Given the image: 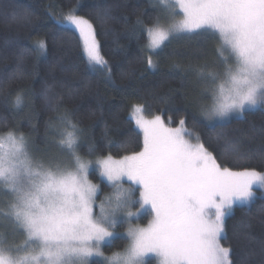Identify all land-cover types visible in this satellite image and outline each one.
Listing matches in <instances>:
<instances>
[{
  "label": "snow or ice",
  "instance_id": "snow-or-ice-1",
  "mask_svg": "<svg viewBox=\"0 0 264 264\" xmlns=\"http://www.w3.org/2000/svg\"><path fill=\"white\" fill-rule=\"evenodd\" d=\"M160 2L167 6L168 0ZM59 15L57 30L63 31L61 25L66 23L79 34L88 64L107 69L93 24L78 15L76 7ZM166 15L169 19L164 26L155 23L146 29L149 66H153L151 53L174 33L191 34L204 29L218 33L217 52L230 87L226 90L221 85L217 95L204 85L203 91H211L213 98L210 106H200L205 120L210 123L213 118L225 120L232 113L243 115L246 105L256 107L258 93L264 99V0H173ZM178 15L182 19L173 22ZM137 24L143 26L141 21ZM199 75H204L202 70ZM215 75L208 73L209 77ZM20 104L18 95L16 106ZM129 119L142 133V148L119 159L111 155L97 158L95 166L112 188L99 204V188L89 178L93 161L80 154L81 137L67 131L59 144L73 157L75 169L47 171L37 189L41 195L22 200V207L13 205V213L29 239L42 244L31 260L41 264L43 257V264H60L65 256H73L78 264H90L92 257H104L101 245L119 235L115 229L123 217L129 224L128 244L122 253L104 257L101 264H151L146 259L149 257L157 264H232L231 249L221 244L227 238L226 220L233 214L234 204L253 200L254 188L264 192V172L222 166L202 143L186 139L184 119L179 121L180 126L168 127L159 115L146 119L139 104L133 105ZM66 123L79 128L70 119ZM7 143L11 148L0 154V176L12 171L18 153L23 150L29 154L22 133L18 137L10 135ZM4 147L5 141L0 140V149ZM134 191L139 193L138 200ZM145 208L151 216L149 224L132 226L136 224L133 218ZM50 242L57 245L55 249ZM0 264L16 262L0 249Z\"/></svg>",
  "mask_w": 264,
  "mask_h": 264
},
{
  "label": "trees",
  "instance_id": "trees-1",
  "mask_svg": "<svg viewBox=\"0 0 264 264\" xmlns=\"http://www.w3.org/2000/svg\"><path fill=\"white\" fill-rule=\"evenodd\" d=\"M72 7L93 24L107 69L88 64L79 34L68 25L57 30L59 13ZM169 8L160 0H0V133H22L37 147L54 149L70 119L79 126L68 130L81 137L85 159L122 158L142 148V133L129 119L139 104L173 128L186 120V135L195 134L222 166L264 172V107L214 124L200 114L212 101L199 73L221 69L213 37H172L151 53L149 66L146 29L163 26ZM92 180L101 191L111 188L95 172ZM233 208L221 240L232 264H264V192ZM127 241L117 237L105 252L122 250Z\"/></svg>",
  "mask_w": 264,
  "mask_h": 264
},
{
  "label": "rangeland",
  "instance_id": "rangeland-1",
  "mask_svg": "<svg viewBox=\"0 0 264 264\" xmlns=\"http://www.w3.org/2000/svg\"><path fill=\"white\" fill-rule=\"evenodd\" d=\"M172 5H173V0H168L167 6L171 7ZM176 7L179 11V6L176 5ZM180 19H182V16L178 15L175 17L173 22L178 23L180 21ZM194 33L197 35L211 36L214 38V40L216 42V45H217L216 56L217 57L214 60L218 59L217 64L221 66V69L214 72L216 74L215 77H209L208 74H204L203 76H200V77H201L202 81L205 83V85H208L210 89L214 90L215 93L217 95H219L221 85H225L227 83V77L223 74L224 62L220 58V56L217 52V48L219 45L218 33H216L214 30H210V29H204V30H200V31H197ZM182 35H190V34H188V33H174L173 35L170 36L169 40L166 41L161 46V48L165 44L171 42L172 37H175V36L180 37ZM157 50H159V49H157ZM225 52L227 54V49H225ZM210 63H212V62H210ZM209 72H207V73H209ZM225 89L227 90V88H225ZM206 93L210 94L209 97L213 103L211 91L206 92ZM260 106L264 107V102L258 104L255 108H253L251 106H246L244 114L248 110L257 109ZM132 112H133V110H132ZM132 112H131V114H132ZM144 115H145L146 119H153L155 117V116L154 117L148 116L145 108H144ZM243 115H240L238 113H232L225 120H221L219 118H213V120L210 123L214 124L217 122H226V121H229V120L234 119V118H240ZM161 118H162L163 122L165 123V126L172 127L171 125H169L165 122V120L162 116H161ZM205 121L208 122L207 120H205ZM66 125L70 128V126L68 124H66ZM182 127H184L187 130V128L185 126H182ZM69 128H67V129L63 128L62 132H59V135L61 138L60 140H62L64 138L66 132L69 131L68 130ZM70 131H74V130L70 129ZM195 136H196L195 134L194 135H186V139H189L190 142H192V143L200 142V141H196ZM25 139L27 142V149H28L29 155L33 159L43 161L46 165H50L52 167L53 171L68 172V171H73L75 169L76 165H75V161H74L73 157H71V155L67 149L61 147L59 142L57 144V147H55L54 149L53 148L49 149L46 147H37L36 145L32 144V142H30V140L27 139L26 137H25ZM0 140H3V138H0ZM10 148H11L10 144L5 142V147H4V149H0V154H3L5 152L10 151ZM114 159H119V158H114ZM96 160H89V161H93L92 166L89 168V178H90L91 182L94 184H96L92 180V175L94 172L98 176L99 179L103 180V178L99 174V169L95 166L94 162ZM103 181L106 182L105 180H103ZM7 183L8 182L0 181V206L3 207L2 208L3 210L0 211V215L1 216L3 215L2 217H3V220H5V222L7 221L6 223L4 222L5 226L2 224L3 221L1 222L3 227H2V230L0 232V249H2L5 252L10 253L13 257V260L16 262V264H34V262L31 260V256L36 255L40 251L42 244L37 239H29L28 233L25 231L24 228H22L20 226V222L17 220V218L15 217V215L13 213V205H16L17 207H22V204L18 199V193H20L21 191L29 190L31 193H33V195L30 196V198L34 197V196H40L41 194L39 192H37L35 189H32L29 182L24 177H19L15 182H13L11 188H9L7 186ZM124 186L128 187L129 185L127 182H125ZM132 187L135 188V185H133ZM98 188H99V194L101 193V198L98 197L97 204H99L100 200H103L105 196L110 195L112 192V188H110L108 191L107 190L101 191V188L99 186H98ZM259 190H261V189L258 187L254 188L255 196L258 194ZM133 196L136 200L139 199V193L138 192L134 191ZM41 203H44L42 196H41ZM241 204L243 205V203H236V204H234V206L235 205L236 206L241 205ZM4 206H6V207H4ZM132 210L135 211V207H133ZM97 215H98V213H97ZM133 219L136 220V224H134L132 226H137V225L140 227L147 226L151 220V216L149 215V210L147 208H145L143 211H141L138 214V218L134 217ZM117 225L118 226L115 229V231L118 232L119 235L114 236L111 240H106L101 245V251L103 252L104 257H109L112 255V254H108L105 252V247L107 245H110L111 243H113V241L117 237H125L126 238V233L128 231L129 224L125 223V219L123 217H121V219L117 221ZM4 227L6 229H4ZM127 244H128V241H127ZM127 244H126V246H127ZM49 246L51 248L55 249V247L57 245L53 242H50ZM126 246L122 250H119L117 252L122 253L124 251V249L126 248ZM104 257H95L94 256L90 259V264H93L94 263L93 261H101ZM151 258L152 257H149L146 259L150 260ZM43 260H44V258L41 257V264H43ZM151 263L154 264V262H151ZM65 264H78V261L73 256H67V257H65ZM155 264H157L156 259H155Z\"/></svg>",
  "mask_w": 264,
  "mask_h": 264
},
{
  "label": "clouds",
  "instance_id": "clouds-1",
  "mask_svg": "<svg viewBox=\"0 0 264 264\" xmlns=\"http://www.w3.org/2000/svg\"><path fill=\"white\" fill-rule=\"evenodd\" d=\"M233 71H235V68H233ZM222 86L224 89H228L230 87V78H227V83ZM262 102H264V99H260L258 93L257 105ZM10 135L17 136L16 133L8 131L0 133V138H3V140L7 142V138ZM15 160V167L12 169V171L6 172L3 176H0V181L8 182L7 186L9 188L12 187V183L15 182L19 177H24L29 182L31 188L37 191L42 182L44 174L49 170L53 171L50 165H46L43 161L33 159L29 154L25 155L23 150L16 155ZM32 195L33 193H31L29 190H24L18 193V199L20 202H22V200L28 199ZM65 257L61 260L60 264H65Z\"/></svg>",
  "mask_w": 264,
  "mask_h": 264
}]
</instances>
